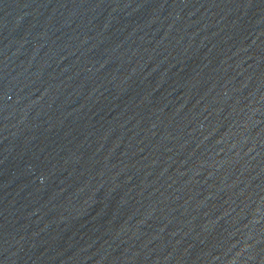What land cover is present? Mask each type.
Listing matches in <instances>:
<instances>
[{
  "label": "water",
  "instance_id": "obj_1",
  "mask_svg": "<svg viewBox=\"0 0 264 264\" xmlns=\"http://www.w3.org/2000/svg\"><path fill=\"white\" fill-rule=\"evenodd\" d=\"M0 264H264V0H0Z\"/></svg>",
  "mask_w": 264,
  "mask_h": 264
}]
</instances>
